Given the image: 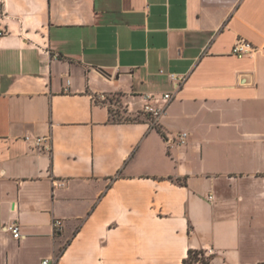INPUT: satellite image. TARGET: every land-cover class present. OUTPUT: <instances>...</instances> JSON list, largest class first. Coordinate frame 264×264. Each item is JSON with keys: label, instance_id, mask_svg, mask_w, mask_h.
Here are the masks:
<instances>
[{"label": "crops", "instance_id": "1", "mask_svg": "<svg viewBox=\"0 0 264 264\" xmlns=\"http://www.w3.org/2000/svg\"><path fill=\"white\" fill-rule=\"evenodd\" d=\"M0 26V264H264V0H0Z\"/></svg>", "mask_w": 264, "mask_h": 264}, {"label": "built area", "instance_id": "2", "mask_svg": "<svg viewBox=\"0 0 264 264\" xmlns=\"http://www.w3.org/2000/svg\"><path fill=\"white\" fill-rule=\"evenodd\" d=\"M6 33L7 30L0 26V37L4 36ZM258 49H259L258 46L254 44L252 41L240 36L237 38L236 42L232 47V53L238 57H244L247 55H251L254 52H257ZM170 78L172 79L176 90H179L186 81V75H178L176 73H170ZM174 97H175L174 94L171 92H165L161 94V98L166 102V104L170 103L174 99ZM144 98H145V105L142 112L143 119H145L149 123L151 128H159L160 118L162 114L165 112L166 108L156 103L157 94L155 92L145 93ZM94 101L96 103H102L107 105L108 107L114 110L115 115L117 117L122 118V120H126L127 116L121 111H119L120 110L119 102L116 97L108 96L102 93L100 95L94 96ZM136 118L141 119V117L139 116ZM188 136L189 133L186 131L178 132L174 137V141L180 145H183L187 143ZM25 139L33 141L34 147L38 149L51 150L52 148L51 135L36 136L34 138H31L30 136H26ZM167 141L170 142L169 137L167 138ZM213 197H214L213 194L209 195L210 200H212ZM53 226L56 232H60L63 228V221L61 219H55L53 222ZM4 229L10 231L15 238H21L23 236L19 224L17 222H13L10 225L5 226ZM213 254H214L213 251L210 250L208 252H205V257H209ZM43 264H53V263L51 262V259L46 258L45 260H43Z\"/></svg>", "mask_w": 264, "mask_h": 264}, {"label": "trees", "instance_id": "3", "mask_svg": "<svg viewBox=\"0 0 264 264\" xmlns=\"http://www.w3.org/2000/svg\"><path fill=\"white\" fill-rule=\"evenodd\" d=\"M111 118L114 121H138V118L127 117L126 120L117 117L112 108L109 107ZM120 111V110H119ZM118 111V112H119ZM213 255L205 257V250L190 249L188 257L184 259V264H209Z\"/></svg>", "mask_w": 264, "mask_h": 264}]
</instances>
